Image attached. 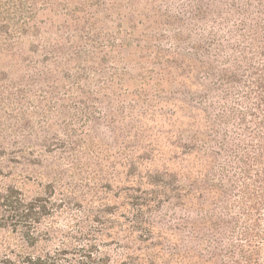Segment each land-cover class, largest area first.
<instances>
[{
  "label": "rangeland",
  "instance_id": "374dc122",
  "mask_svg": "<svg viewBox=\"0 0 264 264\" xmlns=\"http://www.w3.org/2000/svg\"><path fill=\"white\" fill-rule=\"evenodd\" d=\"M263 47L264 0H0V190L81 203L63 233L135 204L145 230L110 264H234L248 156L264 184ZM65 246L0 229V255Z\"/></svg>",
  "mask_w": 264,
  "mask_h": 264
},
{
  "label": "trees",
  "instance_id": "16d2710c",
  "mask_svg": "<svg viewBox=\"0 0 264 264\" xmlns=\"http://www.w3.org/2000/svg\"><path fill=\"white\" fill-rule=\"evenodd\" d=\"M261 56L264 57V52ZM256 71L257 80L254 90H257L258 93L255 94V100L259 102L258 107L261 108L264 106V66L257 68ZM262 110L264 113V109ZM253 162L249 156L244 160L245 166L242 168V175L251 183H242V188L239 191L241 198L236 202L238 203L237 207L242 211L241 214L251 224L247 228L244 227L241 233V237L247 243L248 250L240 247L238 250L240 260L233 261L234 264H264V251L262 252L260 247L264 243V225L260 226L264 220V184L261 185L262 177L260 175H256L255 178L250 176L254 174L252 173ZM67 192L73 193L70 189H67ZM100 194L103 193L99 192L90 197L98 198ZM53 195H55V190H52L50 186L46 189L44 196L30 199L14 187L0 190V229H9L12 233H19L26 244L32 248L40 242H50L52 239L60 241L62 245H67L56 247L51 251L41 250V252L15 253L10 250L0 255V264H110L109 256L101 252V247L118 246L119 235L129 241H136L134 231L145 230L143 224L133 223L126 217L125 213L128 210L138 216H141L142 213L140 210L130 209L135 204L130 205L129 203L126 204L129 209L125 208L124 211H120L115 206H105L97 214L86 216L82 222L71 224L70 230L63 233L57 227L58 217L61 215L72 217L74 211H81L83 207L78 202L71 206L63 202L57 203L52 200ZM104 197L108 198L107 194ZM130 199L131 202L133 199L136 200L135 197ZM88 201L90 202V199L86 200V205H89ZM98 203L103 202L99 201ZM143 207L150 209L146 205ZM40 224H45L46 229L39 230ZM259 229H262L263 232L258 231ZM138 236L140 241H144L146 238V235ZM261 253L263 254L262 262L259 259ZM146 262L141 258L138 259L137 255L132 257L127 254L117 264H145Z\"/></svg>",
  "mask_w": 264,
  "mask_h": 264
}]
</instances>
